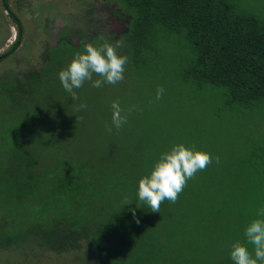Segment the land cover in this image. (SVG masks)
I'll return each instance as SVG.
<instances>
[{"label": "rangeland", "instance_id": "1", "mask_svg": "<svg viewBox=\"0 0 264 264\" xmlns=\"http://www.w3.org/2000/svg\"><path fill=\"white\" fill-rule=\"evenodd\" d=\"M124 1L8 0L24 22L25 31L16 52L0 63V264H203V258L185 255L183 244L186 240H190V244L202 241L207 249H214L217 253L222 251L212 248V244L222 237L220 230L229 221L221 222L209 211L198 213L202 202L199 186L193 188L195 195L190 202V212L178 221L173 218V214L178 212H171V206L177 202L168 200L161 204L160 212H152L146 204L140 203L133 219L126 215L133 207L125 208L126 204L122 203L130 193L133 194L132 199L138 198V185H135L139 177L134 178L132 175L141 172L142 177L147 173L122 161L127 147L121 144L129 137L127 134L126 138H122L114 126V133L108 136L105 124L111 125V118H104V111L105 104L110 101L102 100V97L103 92L110 88L108 91L115 100L123 106L127 105L131 90L124 81L131 80L135 84L133 73L125 71L123 81L110 86L105 83L100 87L102 92L83 94L77 101L72 100L59 80V72L76 52L83 50V43L94 42L100 35L110 42L120 38L124 41L133 16L132 9ZM248 1L254 6L264 4L263 0ZM2 2L0 0V54L10 49L18 37V28ZM119 52L126 55L124 46ZM188 88H183L182 92L196 103L198 113L209 115L201 116V121H198L200 128H213L217 136L226 132L242 135L247 141L264 135V102L252 109L230 107L224 104L222 93L214 88L205 89L201 99L197 100L196 92ZM32 89H36V96L27 92ZM35 98L37 101L31 105ZM165 99L169 100L171 96L166 94ZM162 102L165 106L166 103ZM24 103L30 106L25 108ZM81 103H86L87 108L77 112L76 108ZM222 104L225 108H222ZM92 112L100 117L97 124L92 123ZM70 115L74 118L70 117V121H67L69 118L66 116ZM30 116L35 119L26 128L27 136L24 134V119L23 127H19L17 140L21 156H17L14 152L16 147L13 142L9 143L6 133H14L15 128L21 125L20 119ZM54 126L58 129L55 138ZM61 127L64 128L61 136L70 137L71 142H74L70 146L73 151L72 160H80L70 165L72 171L66 180L62 178L63 168L57 166L56 157H60L57 156L59 152H56V147L45 144L50 142V145L55 146L60 138ZM38 130L42 132L41 137L37 134ZM130 143L132 149L142 155L135 145L142 147L147 142L140 139L135 144L132 140ZM234 145L223 140L212 154L211 165L216 163L217 156L224 154L225 148L228 152L232 149L236 151L237 146ZM31 157H36V171L42 170V166L49 168L50 174L46 178L37 176L34 169L31 174H27V171L32 170L29 169ZM44 157L55 160L44 163ZM157 159L158 156H155V161ZM221 167L214 176L230 181L234 169ZM16 171L34 177L33 189L25 198L9 197L7 193V197L3 195L1 185L4 178L8 173ZM104 176L109 178V185L107 181H102ZM67 180L88 185L102 181V191L94 199L87 196V190L84 197H81L83 194L80 197L65 196L59 193L58 183H55ZM224 185L225 182L221 181L216 187V193L220 194ZM185 192L183 190L182 194ZM107 217L112 221H126L132 237L128 239L129 234L125 236L124 232L99 227ZM74 232L80 235L78 248L66 250L67 239ZM135 244H139L143 252L152 258H148V255L133 256L129 246ZM231 245L228 247L229 256L223 253L220 255L226 264H234L230 258ZM210 264L217 263L212 261Z\"/></svg>", "mask_w": 264, "mask_h": 264}, {"label": "trees", "instance_id": "2", "mask_svg": "<svg viewBox=\"0 0 264 264\" xmlns=\"http://www.w3.org/2000/svg\"><path fill=\"white\" fill-rule=\"evenodd\" d=\"M2 3L18 28V37L10 49L0 54V63L16 52L22 43L25 31L24 22L9 5L8 0H3ZM124 3L133 11L130 30L125 35L123 43L128 57L125 71L133 73L136 83L131 80L124 81L131 92L127 98V105H120L123 109H132V111L127 114V123L119 129L122 138L124 136L126 138L127 134L129 137L124 144H121L122 147H127L122 161L128 166H136L137 170L148 173L152 163L155 162V156L159 157L173 144L184 143L188 146L195 144L197 149L208 151L211 155L218 150L223 140L235 144L236 151L232 149L228 152L223 148L224 154L219 156L218 163L209 164L205 170L197 172L195 177L187 182L184 188L185 194L181 192L177 204L171 206L172 214L178 212L173 214L174 221L187 216L190 212V202L195 195L193 188L201 187L202 202L198 213L209 211L215 214V219L229 222L220 230L222 237L212 244V248L222 249L220 253L214 249H207L202 241L190 244V240H186L183 244L185 255L199 256L203 258V264H210L212 261L226 264L220 255L223 253L229 256L230 244L237 240L245 241V227L252 219L260 218L257 215L258 211L264 207V135L247 141L242 135L226 132L217 136L213 128L208 126L200 128L198 121H201V116L209 115L198 113L196 103L183 93L182 89L189 87L188 89L195 91L197 100V98L201 99L205 89L214 88L215 91L222 93L224 104L230 107L252 109L264 102V4L254 6L248 0H125ZM159 86L168 87L164 89L165 95L162 98L166 103L165 106L162 100L155 101L156 89ZM82 88L77 92L79 97L83 94L85 96L86 93L95 94L103 91L101 88L92 89L89 82H85ZM109 89L103 92L102 100L113 102L115 98L108 91ZM35 90H27V92L36 96ZM166 94L171 96V99H165ZM36 101L37 99L31 102V105ZM110 102L105 104L104 118L112 117V112H109L112 111ZM23 105L25 108L30 106L27 103ZM222 108H225L223 104ZM66 117L69 118L67 121H70L71 115ZM71 118L73 119L74 116ZM92 118L94 124L98 123L97 120L100 121L99 115L93 112ZM23 119L26 123L24 134L27 136L26 128L34 121L33 116L20 119L21 125L15 128L14 133H6L9 143L13 142L16 147L13 150L17 156H21L17 136H19V127H23ZM53 130L56 132L53 137L55 138L58 129L54 126ZM63 131L64 128L61 127L60 138L55 146L50 145V142L45 144L56 147V152H59L57 156L60 157H56V162L58 167L63 168L62 178L66 180L68 173L72 171L70 165L79 163L80 160L79 158L72 160L73 151L70 146L74 142H71L70 137L61 136ZM113 133H108V136ZM37 134L39 137L42 136L39 130ZM140 139L150 142V144L144 143L142 147L135 145L142 155L130 145L131 140L134 143ZM236 152L239 154L235 155ZM44 159V163L55 160L45 157ZM30 163L32 164L29 165V169L32 170L27 171L28 175L33 169L35 170L36 157H31ZM221 166L234 169L230 181L214 176L222 168ZM40 169L42 170H35L37 176L46 178V175L50 174L49 168L42 166ZM140 174L141 172L135 173L132 177L140 179ZM28 175L19 174L17 171L8 173L1 185V189L4 190L3 195L7 193L9 197H27L34 183V177ZM102 181H107L109 185L108 177L104 176ZM102 181L98 184L92 183L93 185L74 183L70 180L57 181L55 184L58 183L59 193L65 196L80 197L83 194L81 197H84L87 190V196L94 199L102 191L100 188L103 185ZM221 181L225 182V187L219 194L216 193V187ZM210 192L215 194L211 195ZM132 195L130 193L127 200L122 203L125 205L131 202L125 206V208L133 207L125 211L131 219L134 218L133 210L136 216L137 208L141 203L139 198L132 199ZM109 214L110 212L107 216ZM117 218L121 220L118 216ZM125 222L112 221L107 217L99 227L124 232L125 236L130 235L127 237L130 239L132 233L127 229L129 226ZM79 238L77 232L70 235L66 250L78 248ZM105 244L109 246L108 243ZM106 246H104L105 252H107ZM252 247L249 245L250 250ZM119 250L120 248L117 251ZM129 250L136 257L148 255L143 252L139 244L129 246ZM168 254L172 259L169 250ZM212 255L213 258L210 257ZM148 258L152 256L148 255ZM168 262L170 263L169 260Z\"/></svg>", "mask_w": 264, "mask_h": 264}, {"label": "clouds", "instance_id": "3", "mask_svg": "<svg viewBox=\"0 0 264 264\" xmlns=\"http://www.w3.org/2000/svg\"><path fill=\"white\" fill-rule=\"evenodd\" d=\"M123 43V38L110 42L103 35L94 42L83 43V50L76 52L67 66L59 72L62 87L73 101L80 99L75 90L82 88L85 82H89L94 88H100L105 83L115 85L123 81L125 65L128 63L127 55L119 52ZM94 76L99 78L94 79ZM164 91L162 86L157 87L155 101L163 98ZM86 108L87 104L81 103L76 111ZM111 110V125L105 124L109 133L113 126L119 130L127 123V114L132 111L123 109L118 100L111 103ZM216 162H219L218 156ZM211 163V153L197 149L195 144H173L169 150L159 155L149 172L139 179V201L146 204L152 212H160V206L165 200L176 203L187 182ZM257 215L260 218L252 219L245 227V241L237 240L231 245L230 258L234 264H264V207L259 209ZM133 216L135 217V210ZM136 222L139 223V220ZM249 245L253 246L251 250Z\"/></svg>", "mask_w": 264, "mask_h": 264}]
</instances>
